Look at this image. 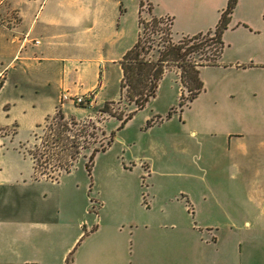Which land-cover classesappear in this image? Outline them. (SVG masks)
I'll return each mask as SVG.
<instances>
[{"label": "rangeland", "instance_id": "obj_1", "mask_svg": "<svg viewBox=\"0 0 264 264\" xmlns=\"http://www.w3.org/2000/svg\"><path fill=\"white\" fill-rule=\"evenodd\" d=\"M115 1L118 4H114ZM140 1H101L106 12L111 11L112 3L115 10L119 6L123 10L120 24L125 27L122 38L124 45H128L125 52L138 38ZM142 1L148 8L149 4L153 6L154 16L173 17L174 40L213 29L228 2ZM80 2L76 7L72 0H67L66 8L90 5L91 15L95 2ZM141 16L150 18L147 12ZM89 26L88 18L78 30L87 35ZM222 39L225 43L223 61L250 63L253 56L254 69L235 72L226 81L230 70L201 67L204 89L188 103L180 99L188 91L181 84L178 71L171 69L161 77L157 92L142 109L134 111L135 105L129 106L126 100L111 104L112 109L123 116L132 112L131 118L118 128L120 122L107 116L99 124L105 136L99 133V141L77 156L69 173L59 171L57 178L69 174L67 180L89 191L91 209L95 211L99 203L103 204L98 215L91 211L87 216L88 222L97 221L99 216L103 220L97 234L86 236L81 244L106 235L103 231L113 224L118 249L122 245L125 250L123 263L116 254V264H128L133 239L140 232L148 239L172 243L177 258L205 259L208 264H219L225 246L233 244L249 255L250 262L264 264V0H237ZM113 43L111 38L106 39L101 49L106 59L97 79L103 85L96 87L89 105H81L74 99L57 100L55 85L53 90L48 86L35 92L32 88L8 108L0 105V146L20 143L33 150L41 141L45 118L52 116L57 108L64 117L79 121L101 118L99 109L107 102H117L120 97L122 71L118 61L125 52L114 53ZM112 56L120 58L109 59ZM51 63L63 64L62 60H44V65ZM57 77L55 75L54 80ZM71 80L78 83L76 79ZM220 80L223 83L217 87ZM225 84H233L232 90H238L232 97L238 101L236 107L224 102L231 91ZM81 90L78 86V90L71 93L64 87L58 92L60 97L63 93L81 96L89 93ZM50 98L56 105L49 106ZM2 101L3 97L0 103ZM172 108L175 110L166 118ZM231 110L237 116L231 118L227 114ZM151 119L153 124L146 126ZM111 134L113 140L106 149L93 156L91 176L88 175L86 163L93 146L105 143ZM116 164L121 171L107 172ZM123 165L130 171L122 170ZM169 214L176 221L169 218ZM142 223L147 225L145 232L137 228L142 227ZM205 224H211L217 232L208 231ZM128 226H133L134 235ZM86 227L89 230L90 226ZM77 253L76 250L70 252L68 258L76 261Z\"/></svg>", "mask_w": 264, "mask_h": 264}, {"label": "crops", "instance_id": "obj_2", "mask_svg": "<svg viewBox=\"0 0 264 264\" xmlns=\"http://www.w3.org/2000/svg\"><path fill=\"white\" fill-rule=\"evenodd\" d=\"M72 1L76 7L81 3L80 0ZM101 1L108 0H93L95 6L90 15V5L68 9L67 0H6L0 8L4 19V23L0 22V98L3 97L0 105H4V109L32 88L35 92L48 86L53 90L55 85V95L61 100L58 91L64 87L72 93L80 86L81 92H89L91 96L97 86L102 87L97 78H100V67L106 59L101 55L106 39L111 38L116 43L112 44L114 53L124 54L128 45L122 42L125 27L120 24L124 17L121 6L115 10L114 4H118L115 1L111 11L106 12ZM88 18V34L83 35L78 29ZM171 19L172 28L173 17ZM38 40L39 43L34 42ZM48 58L62 60L63 64L44 65ZM119 58L112 56L109 59ZM249 60L250 63L228 64L221 55L217 65L204 66L230 70L227 81L235 72L253 70L254 57ZM55 75L57 80H54ZM222 83L220 80L216 86ZM224 86L231 89L224 102L229 107H236L238 101L232 97L238 90H232L233 84ZM54 105L55 100L50 98L49 106ZM227 114L231 118L237 116L233 110ZM121 169L130 171L124 165ZM34 170V161L26 145L0 146V264H68L70 252L75 250L78 252L76 261L73 259L71 264H116V254L123 263L125 250L122 245L118 249L113 224L103 231L106 235L80 243L86 236L97 234L103 220L99 216L95 223L93 220L88 222L87 216L91 211L98 215L103 204L99 203L95 211L91 209L89 191L67 180L69 174L57 179L35 178ZM114 171H121L117 164L113 168L110 166L107 172ZM168 217L176 221L173 215ZM86 225L90 226L89 230ZM141 225L137 226L138 230L145 232L147 225ZM204 226L211 232L218 230L211 224ZM128 227L134 235L133 226ZM133 240L128 264H208L205 259L177 258L172 243L166 244L158 238L148 239L142 232ZM219 264L254 263L241 247L237 249L228 244L221 252Z\"/></svg>", "mask_w": 264, "mask_h": 264}, {"label": "trees", "instance_id": "obj_3", "mask_svg": "<svg viewBox=\"0 0 264 264\" xmlns=\"http://www.w3.org/2000/svg\"><path fill=\"white\" fill-rule=\"evenodd\" d=\"M236 1L228 0L214 29L192 36L182 35L174 40L171 32L172 19L154 16L151 4L148 8L141 0L137 41L119 60L122 70L119 100L105 103L104 107L99 109L101 118L84 121L66 118L59 108L55 109L52 116H47L43 122L40 143L34 145L33 150L29 149L34 161L35 178L45 176L47 179H57L59 171L69 172L77 156L99 139V133L105 136L99 126L102 120L113 116L120 121L118 128H121L131 118L132 112L123 116L113 110L111 104L126 100L129 106L135 105L134 111L142 109L150 98L154 97L161 77L168 71L177 70L181 84L188 91V94L182 95L180 99L187 103L192 101L203 90L200 68L219 63L225 47L222 32L228 27ZM143 12H147L150 18L142 17ZM174 110L172 108L166 118L170 117ZM159 120H163L161 116ZM153 121H148L146 126L152 125ZM113 136L111 134L105 143L100 142L98 147L93 146L86 163L88 175L92 172L93 156L98 151H104ZM72 260V257L68 258V264H71Z\"/></svg>", "mask_w": 264, "mask_h": 264}, {"label": "built area", "instance_id": "obj_4", "mask_svg": "<svg viewBox=\"0 0 264 264\" xmlns=\"http://www.w3.org/2000/svg\"><path fill=\"white\" fill-rule=\"evenodd\" d=\"M6 2V0H0V8L2 5H4ZM0 22H3L4 23V19H3V16H1L0 14ZM36 43V41H34ZM69 99H74L76 103H79L81 105H84V104H90L91 103V100H92V96L90 93L84 95V96H81V95H67L65 93H63L61 95V100L62 101H67ZM2 135V130L0 129V137Z\"/></svg>", "mask_w": 264, "mask_h": 264}]
</instances>
